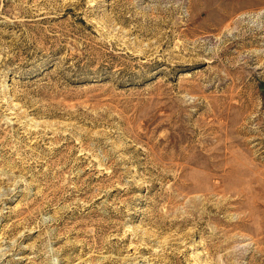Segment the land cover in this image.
Returning <instances> with one entry per match:
<instances>
[{
	"label": "rangeland",
	"instance_id": "374dc122",
	"mask_svg": "<svg viewBox=\"0 0 264 264\" xmlns=\"http://www.w3.org/2000/svg\"><path fill=\"white\" fill-rule=\"evenodd\" d=\"M0 264H264V0H0Z\"/></svg>",
	"mask_w": 264,
	"mask_h": 264
}]
</instances>
